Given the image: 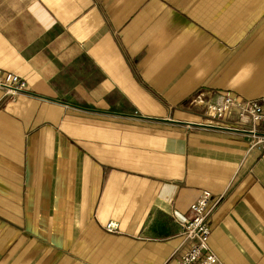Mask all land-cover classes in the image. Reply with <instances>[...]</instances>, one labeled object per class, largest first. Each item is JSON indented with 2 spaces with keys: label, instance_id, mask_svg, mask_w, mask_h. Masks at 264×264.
Returning <instances> with one entry per match:
<instances>
[{
  "label": "crops",
  "instance_id": "0c3cea01",
  "mask_svg": "<svg viewBox=\"0 0 264 264\" xmlns=\"http://www.w3.org/2000/svg\"><path fill=\"white\" fill-rule=\"evenodd\" d=\"M12 71L0 264H176L204 190L223 196L211 249L264 264V152L190 104L264 95V0H0Z\"/></svg>",
  "mask_w": 264,
  "mask_h": 264
},
{
  "label": "built area",
  "instance_id": "2783aa9c",
  "mask_svg": "<svg viewBox=\"0 0 264 264\" xmlns=\"http://www.w3.org/2000/svg\"><path fill=\"white\" fill-rule=\"evenodd\" d=\"M0 89L10 98H15L28 92V83L12 71L0 75ZM204 103L206 111L200 124L245 132L250 148L264 152V95L252 98L224 90L207 101L199 94L190 104L197 106ZM233 117L236 119L232 120ZM222 202L223 196H215L210 190H204L192 203L190 215L182 224L184 241L176 264H225L209 245L213 232L212 217ZM117 228L115 221L106 225L108 232H114Z\"/></svg>",
  "mask_w": 264,
  "mask_h": 264
},
{
  "label": "bare ground",
  "instance_id": "6f19581e",
  "mask_svg": "<svg viewBox=\"0 0 264 264\" xmlns=\"http://www.w3.org/2000/svg\"><path fill=\"white\" fill-rule=\"evenodd\" d=\"M203 124V123H202ZM204 125H206V126H211V125H207V124H204Z\"/></svg>",
  "mask_w": 264,
  "mask_h": 264
}]
</instances>
